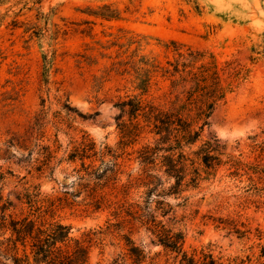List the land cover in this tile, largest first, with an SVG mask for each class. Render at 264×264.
Returning <instances> with one entry per match:
<instances>
[{
	"label": "rangeland",
	"instance_id": "rangeland-1",
	"mask_svg": "<svg viewBox=\"0 0 264 264\" xmlns=\"http://www.w3.org/2000/svg\"><path fill=\"white\" fill-rule=\"evenodd\" d=\"M187 50L248 70L201 140L216 139L225 154L264 165V155L252 149L264 142V0H0V264H13L10 224L24 218L43 230L67 226L69 241L58 246L85 248L84 264H180L137 218L146 205L137 152L153 146L154 136L143 133L122 147L127 138L117 127L116 104L139 94L135 71L142 61L164 66ZM84 135L96 150L107 146L118 156L107 174L112 179L97 193L109 206L99 211L88 205L81 162L65 161ZM42 146L56 150L52 175L36 171ZM231 172L221 166L180 195L153 193L148 207L167 233L182 235V251L196 261L208 252L221 264H264V176ZM28 194L38 195L35 205ZM30 243L18 244L19 264H26L24 255L36 264Z\"/></svg>",
	"mask_w": 264,
	"mask_h": 264
},
{
	"label": "trees",
	"instance_id": "trees-1",
	"mask_svg": "<svg viewBox=\"0 0 264 264\" xmlns=\"http://www.w3.org/2000/svg\"><path fill=\"white\" fill-rule=\"evenodd\" d=\"M141 64L142 66L135 71L134 89L139 91V94L127 97L116 104L119 110L117 120H121L117 127L121 138H127L120 142L122 147L132 144L143 133L154 136L153 146L144 145L137 152V160L143 167L144 175L140 186L146 189L145 208H139V211L143 210L144 213L137 218L141 220L142 225L152 228V234L160 245L175 253L176 257L180 256V264H221L208 252L201 253V261H196L193 256L183 252L182 235H170L163 229L161 221L156 220V216L151 213L148 200L157 192L158 197H164L180 195L185 190L195 189L200 182L214 178L221 166H228V169L232 170L230 175L250 171L254 175L264 176V165L246 164L225 154L216 139L201 140V133L209 125V119L215 109L225 101L228 93L246 79L248 70L236 61L220 62L209 53L192 50L177 52L164 66L154 65L147 60ZM153 87L157 93L159 92L157 96L152 93ZM124 117L128 119L125 121ZM55 143L58 141L55 140ZM198 143L197 149L192 150ZM252 149L253 152L264 155V142L254 143ZM38 154L41 161L36 171L40 173L49 171L52 175L54 168L51 167V163L55 159L56 150H51L50 146H42ZM107 157L112 159L106 162ZM96 158L100 162L98 167L85 165V160ZM117 159L118 156L107 146L96 150L95 143L85 135L81 143L74 147L65 159L68 163L77 160L81 162V167L89 179L84 186L89 187L88 205L95 211L109 206L105 196H97V193L108 186L112 178L107 174L115 172L118 166ZM101 167L105 168L101 170ZM79 179L84 180V177ZM170 181L173 183L164 190V185ZM37 196L26 195L27 203L35 205L38 200L34 198ZM76 196L77 194H72V198ZM158 203L161 207L157 210H161L162 216L166 215L168 211L165 204ZM6 209L4 206L3 210ZM38 210L39 207H36L35 211ZM10 230L12 235L8 242H12L15 252L13 264H19L20 259L16 256L18 244L25 247L27 239L31 240V254L36 264L85 263L82 259L86 254L85 248L76 245L70 251L68 247L63 250L58 246L69 241V228L65 225L55 222L43 230L40 227L35 228L34 222L24 218L21 221H11ZM12 236L15 237L14 240ZM128 244L131 245L130 255L135 257L137 262L141 261L144 258L142 252L131 241H128ZM24 257L26 264H30L27 261L28 255Z\"/></svg>",
	"mask_w": 264,
	"mask_h": 264
}]
</instances>
